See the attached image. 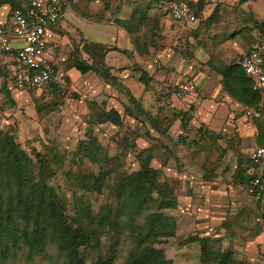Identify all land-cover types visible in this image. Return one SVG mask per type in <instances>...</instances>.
Wrapping results in <instances>:
<instances>
[{
  "label": "trees",
  "instance_id": "obj_1",
  "mask_svg": "<svg viewBox=\"0 0 264 264\" xmlns=\"http://www.w3.org/2000/svg\"><path fill=\"white\" fill-rule=\"evenodd\" d=\"M59 1L61 3V0ZM165 1L145 0L147 7H151L152 4L163 5ZM185 1L195 17L205 3V0H195L194 3ZM243 1L245 0H239L240 3ZM21 2V0H0V6L7 4L11 10L19 7ZM104 8L107 6L104 5ZM60 16L61 12L59 19ZM88 17L91 20L95 19ZM115 23L133 41L137 38L138 46L141 45L139 36H133L140 30L139 21L133 23L115 20ZM154 30L151 25L147 27L149 32ZM154 36V33H150V42ZM79 49L85 58L75 59L72 67L81 75L91 72L104 83L122 90L127 95L129 103L122 105L121 113L113 107L103 108L93 105L87 115V124L92 126L108 123L112 126H120L124 117H130L144 121L147 128L157 134H165L161 119L157 115L159 110L152 113L149 108L143 106L139 98L133 97L110 74V67L105 64L107 51L105 44L81 39ZM150 53L147 52V56ZM131 68L136 72V80L144 89L154 82L152 77L136 64H132ZM216 73L220 75L222 90L240 107L259 104L257 116L247 120L254 127L255 145L264 148L262 93L251 89L249 78L234 62ZM0 77L2 79L0 91L7 96L10 89L5 87L6 83L1 72ZM59 90L56 83H49L42 92L56 94ZM25 91L31 93L27 89ZM172 91L169 88L165 91L160 87L156 90L155 99L160 98L158 95L168 97ZM173 115L178 119L181 130L186 129L192 119L187 111L179 110ZM148 131H145L147 135ZM194 131L199 135L208 134L204 124H200ZM215 136L218 137V133ZM176 141L182 145L186 144V138L180 134ZM190 143L194 142L191 140ZM45 150V152L34 148L25 150L15 139L9 126L0 127V264H5L18 255L25 261L40 256L52 264H86L87 252L92 254L87 264H113L117 253L116 246L124 238L129 239L132 245L120 264H172L171 259L164 255L160 247L166 239L174 236L176 227L174 217L167 213L169 209L176 207V189L161 178V167L165 166L167 159L158 162L159 167H153L150 165L153 156L142 148L134 154L136 169L124 165L120 156L114 158L118 169L107 168L105 164L110 162V159L107 158L96 137L90 134L86 139V148L74 149L69 156L72 162L74 158L83 157L97 166L96 170L87 173H68V188L72 194L73 205V212L70 213L59 198L55 186L50 182L56 171L55 168L61 166V158H56L54 148L47 146ZM167 153L170 154L171 151L168 150ZM249 165L256 167L252 163ZM111 175L113 180L109 183L107 180ZM250 178L242 175L241 181L247 185ZM104 189H106V201L92 213L83 194L101 193ZM77 191L81 194L77 195ZM139 217L141 222L137 223L135 219ZM105 236H108V244L106 255L103 256L101 238ZM209 241L211 238L208 236L190 235L179 243L197 242L200 262L245 264L229 250L209 248L207 246Z\"/></svg>",
  "mask_w": 264,
  "mask_h": 264
},
{
  "label": "rangeland",
  "instance_id": "obj_2",
  "mask_svg": "<svg viewBox=\"0 0 264 264\" xmlns=\"http://www.w3.org/2000/svg\"><path fill=\"white\" fill-rule=\"evenodd\" d=\"M144 2L145 0H143V4ZM61 4L64 5V0H61ZM63 16L64 21L69 26L78 27L79 23H83L81 18L72 17L68 12H64ZM164 24L169 28V32L174 28L186 32L189 27L188 24H177L168 17L165 18ZM171 36V34L167 36L168 41H171ZM97 37L92 35L91 39L97 40ZM152 42V47H155V49L151 51L150 55L146 56L145 60L150 62L155 58L158 61L157 65H160V59L156 57L157 46L153 39ZM197 42L200 47H204V41L201 37L197 39ZM177 44L179 51L183 52L181 41L178 40ZM77 46H79V43H73L68 53H75L78 56L77 58L81 56L85 58V55L80 52ZM45 57L50 61L52 60L50 53H47ZM69 59V57H65L60 60L66 63L64 69L62 67L57 74L56 84L60 90L56 94L51 92L29 93L25 90L15 89L16 91H9L6 96L0 91V127L9 126L15 139L25 150L29 151V149L34 148L45 152V147L48 146L54 148L56 158H61V166L55 168L56 171L50 182L55 186L59 198L67 210L70 213L73 212L72 194L68 188V173H87L96 170L97 167L83 157L74 158L73 162L69 159L74 149L86 148V139L92 134L102 146L107 158L110 159V162L105 164L107 168L118 169L115 166L114 158L120 156L124 165L136 169L137 163L134 160V154L143 148L153 156L152 161L158 163L167 159L168 164H171L178 174L187 176L189 181L194 177H198L202 170L207 172L208 169H212L215 173V184L222 187L220 190L222 193L219 192L218 194L222 196L223 200L218 202L217 206L220 207V212L212 220V228L206 229L208 233L215 229L216 232L213 233L220 235L213 244H208L209 248L215 246L220 249H230L234 256L245 262V264H264V217L260 216L258 203L246 193L244 185L239 183L235 176V161L240 158L241 162H245L246 165L247 153L250 148L255 146L253 135L248 127L251 126L249 120L241 119L242 126H244L241 135L232 127L228 132L219 131L218 137L215 136L216 132L212 131L208 134L199 135L194 131L196 123H191L192 120H190L186 129L181 130L180 127L172 124L175 122L173 114L180 110L179 107H173L171 103H167V97L165 96L158 95L160 98L155 99L158 85L155 88L153 87L152 92L141 100L142 104L149 108L152 113L159 110L157 115L161 119L165 134L151 133L144 121H137L129 117H124L120 126H112L108 123L90 126L86 120L93 105L103 108L116 105L121 108L123 103L129 105L126 100L127 95L111 85H109L110 89L95 82L89 86V79L79 74L75 69L71 70L70 73H75L76 76H70L67 71L70 65ZM8 76L9 70L4 71L3 80L12 89L7 79ZM100 82L103 81L100 80ZM133 84L136 85L135 80ZM131 89V93L135 96L139 93L132 85ZM188 114L192 118L189 111ZM237 115L240 116L238 111ZM145 131L149 132L148 135ZM179 134L186 138V144L182 145L176 141ZM191 140L194 143H190ZM223 147L225 148L223 149ZM168 150L171 151L170 154L167 153ZM155 162L153 163L156 164ZM53 165L55 166V163ZM161 178L166 180L163 171H161ZM112 180L113 175L109 177L107 182L112 183ZM177 185L176 193H179L182 186L179 181ZM224 192L227 195H224L226 194ZM76 194L79 195L81 192L77 191ZM83 195L92 213L106 201V189L101 193ZM191 198L193 199V197ZM167 213L176 214L178 208L169 209ZM135 221L140 223L141 217L136 218ZM194 221L196 222L195 219ZM178 222L179 229L176 233L178 236L176 237L174 234L173 237L166 239L160 245L164 255L171 259L172 264H211L209 261L200 262L198 260V246L195 243L191 246L187 245L185 251H182L179 236L181 237L183 232V235H186L189 233L199 234L203 231L201 228H197L195 223H193L191 230L183 231V219H179ZM107 244L108 236L102 237L101 253L103 256L106 255ZM131 245V241L127 238L118 242L113 264L121 263L123 256H125ZM86 254L87 264L92 254L88 252ZM183 254L188 258H183ZM5 264L52 263L40 256L31 261H25L18 255Z\"/></svg>",
  "mask_w": 264,
  "mask_h": 264
},
{
  "label": "crops",
  "instance_id": "obj_3",
  "mask_svg": "<svg viewBox=\"0 0 264 264\" xmlns=\"http://www.w3.org/2000/svg\"><path fill=\"white\" fill-rule=\"evenodd\" d=\"M188 1L194 3L195 0ZM164 4H152L151 7H147V2L143 4V0H64V5L61 6V16L55 30L57 35L56 47L48 52L51 54V61L57 74L62 67L64 69L66 63L60 60L69 57L68 74L76 76L75 73H70V71L75 69L72 67V63L78 56L75 53H68L73 43H79L77 47H80L79 41L81 39L102 43L107 46L105 64L110 67V74L126 89L128 88L127 90L133 97L141 100L152 92L153 87L155 88L158 85L156 90L160 87L165 90L167 88L173 90L180 83L192 82L194 91L180 98H177L171 92L166 99L167 103H171L173 107H179L181 111H189L192 114L191 123H196L195 128L199 124H204L208 133L210 131L218 133L219 131L228 132L230 127H232L241 135L244 129L241 119H245L242 116V107L222 90L220 75L216 71L233 63L257 41L258 33L264 29V0H245L241 3L239 0H205L203 7L196 16V21L188 24L189 27L186 32H181L177 28L169 32V28L166 27L164 22L165 18H170V16L165 10ZM104 5L107 8H104ZM64 12L70 13L72 17L81 18L83 23H79L78 27L69 26L64 21ZM9 13L10 8L7 4L0 6V25L6 24ZM88 16L95 17V19L91 20ZM115 20L131 21L133 23H138L139 21L140 30L133 36H139L141 45L138 46V39L135 38L136 40L133 41L115 23ZM149 25L155 30L152 32L147 31ZM142 30L144 32L143 35ZM150 33L155 35L152 39L157 46L156 57L160 59V65H157V68L152 60L150 62L145 60L147 52L149 53L153 50V42L152 40L151 42L149 41L151 39ZM170 34L172 35L171 41H168L167 36ZM92 35L98 36V39H91ZM199 37L203 39L204 47H200L198 44L197 39ZM178 40L179 42L181 41L183 52H180L177 48ZM13 54L11 52L0 55V72L3 73L9 70L7 78L9 85ZM132 64H136L152 77L154 82L150 83L146 89L136 80L137 74L132 71ZM82 76L89 79V86L95 82L110 89V86L100 82L95 74L87 72ZM134 80L136 85L133 84ZM131 85L136 89V92L139 91L136 96L131 93ZM5 87L10 89L7 85ZM11 91L16 90L12 88L10 89ZM262 97L264 98V90ZM125 104L127 103H123V105ZM110 107L115 108L119 113L122 111V107L118 108L116 105ZM237 111L240 116L237 115ZM174 119L175 122L172 124L179 127L178 119ZM248 127L254 136V127L252 125ZM148 130L151 133H155L149 128ZM153 162L155 161H150L151 166L159 167L158 163L155 162L156 164H154ZM241 163L240 158L235 161V176L238 182L244 185L245 190L246 184L242 183L241 177L242 175L251 177V172L255 169V166L249 165L251 162L248 158L246 165L244 164L245 162L242 165ZM167 164L168 161L164 167H161V171H163L168 184L176 189L179 181L182 186L179 193H177L175 208H178V213H168L175 219L176 237L179 229L178 220L183 219V231L191 230L193 223H195L196 227L201 228L203 233L183 235V232L182 236H179V242L187 236L198 235L211 238L207 246L208 244H213L220 235L213 233L216 232L215 229L211 230L210 233L206 232V229L212 228L211 222L216 218L217 213L220 212V207L217 206L218 202L223 200L222 196L218 194L221 192L222 187L215 184L214 171L208 169L204 173L202 170L198 177H194L189 181L187 176L178 174L171 164ZM224 195H227V193ZM194 243L198 246L197 242L181 244L182 251H185L187 245L191 246ZM211 248L217 247L213 246ZM226 250L232 252L230 249ZM182 256L183 258H188L184 254Z\"/></svg>",
  "mask_w": 264,
  "mask_h": 264
},
{
  "label": "built area",
  "instance_id": "obj_4",
  "mask_svg": "<svg viewBox=\"0 0 264 264\" xmlns=\"http://www.w3.org/2000/svg\"><path fill=\"white\" fill-rule=\"evenodd\" d=\"M21 5L10 10L5 25H0V55L13 52L10 86L16 90L40 93L49 83L57 82V72L46 54L56 47V28L61 12L59 0H21ZM164 8L171 19L190 24L196 21L185 0H166ZM158 64L157 59H152ZM234 63L249 78L253 91L264 90V29L257 41ZM167 91V89L165 90ZM194 91L192 82L176 85L172 93L180 98ZM256 105H244L242 116L251 119L257 116ZM248 160L255 164L251 178L245 187L246 193L258 201L260 216L264 217V148L254 146Z\"/></svg>",
  "mask_w": 264,
  "mask_h": 264
}]
</instances>
